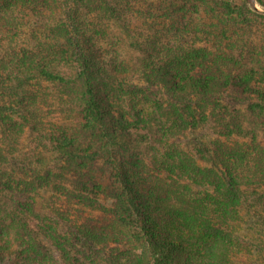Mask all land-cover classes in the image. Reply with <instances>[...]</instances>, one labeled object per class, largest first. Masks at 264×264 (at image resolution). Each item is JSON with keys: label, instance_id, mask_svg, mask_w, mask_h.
Masks as SVG:
<instances>
[{"label": "trees", "instance_id": "16d2710c", "mask_svg": "<svg viewBox=\"0 0 264 264\" xmlns=\"http://www.w3.org/2000/svg\"><path fill=\"white\" fill-rule=\"evenodd\" d=\"M135 3L0 0V264H264V13Z\"/></svg>", "mask_w": 264, "mask_h": 264}, {"label": "rangeland", "instance_id": "374dc122", "mask_svg": "<svg viewBox=\"0 0 264 264\" xmlns=\"http://www.w3.org/2000/svg\"><path fill=\"white\" fill-rule=\"evenodd\" d=\"M119 3H135L136 7L141 8V9H147L152 8L150 6H159L161 4V7H165L168 5H173L176 3H179L181 0H117ZM131 1V2H130ZM241 1H249L250 4L259 12V13H264V10L259 6V4L255 1V0H241ZM138 22V21H136ZM131 29L132 32L134 33L135 38H137V32H140L139 30H135L132 28V25L129 24L128 25ZM138 27L139 23H135L134 27ZM137 29V28H136ZM111 31V36L109 41L112 43L105 42V44H108V48L107 50L110 51V53L113 55V51H117V53L120 54V57L122 60L128 62L130 58L136 56L135 52H133L132 48L129 46V44L127 43L128 41L123 37V35H120V29L115 28V27H111L110 28ZM114 37H116V39H114Z\"/></svg>", "mask_w": 264, "mask_h": 264}]
</instances>
